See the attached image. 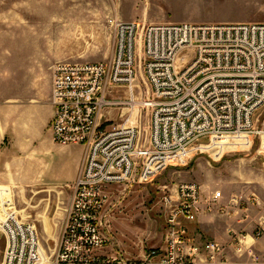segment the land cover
<instances>
[{
    "label": "built area",
    "instance_id": "1",
    "mask_svg": "<svg viewBox=\"0 0 264 264\" xmlns=\"http://www.w3.org/2000/svg\"><path fill=\"white\" fill-rule=\"evenodd\" d=\"M109 24L115 39L107 60L52 67L53 141L84 150L50 264H130L120 252L104 253L110 185L150 183L173 158L182 164L219 138L264 133L255 122L264 107V22L144 24L111 18ZM185 50L193 56L179 65ZM141 77L147 96L135 90ZM122 89L126 96H116ZM138 106L151 110L147 145L131 122ZM112 109L126 110V117L112 122L106 117ZM206 139L210 143L202 142ZM221 197L222 191L204 197L193 181L165 191L158 203L163 242L144 253L140 264L232 263L237 256L264 264V251L249 244V237L264 243V216L252 234L233 231L230 247L190 239L186 223L197 219L204 202L207 210L227 212ZM0 232L5 237L1 264H41L34 223L9 211L0 218Z\"/></svg>",
    "mask_w": 264,
    "mask_h": 264
},
{
    "label": "rangeland",
    "instance_id": "2",
    "mask_svg": "<svg viewBox=\"0 0 264 264\" xmlns=\"http://www.w3.org/2000/svg\"><path fill=\"white\" fill-rule=\"evenodd\" d=\"M185 1L0 0V41L19 39L29 48L35 44L34 50H42L43 45H53L55 54L59 55L57 63H85L105 61L111 56L115 39L109 24L111 18L126 21V17L134 12L140 16L144 8L151 14L158 12L171 14L178 20L184 18L180 22H264V0ZM4 30L17 32H1ZM192 56L191 50H185L177 62L183 65ZM135 90L139 96L148 95L144 78L137 80ZM116 96H126V91L122 89ZM125 112L112 109L106 117L112 122H120L126 117ZM150 115V109L138 106L131 119L139 127L143 144L149 138ZM255 122L258 131L264 129V107L258 111ZM202 142L210 143L207 139ZM183 159L185 162L181 164L173 158L150 183L132 181L108 187L111 198L104 218V230L109 241L115 243L116 239H123L131 244V240H141V254L159 246L163 240L164 217L158 203L165 191L174 189L182 181L196 182L211 193H243L248 191L246 188L254 189L258 192L260 206L264 207V133L222 137L216 146ZM47 170L46 177H54L68 173L70 166L55 163ZM70 185L60 186L49 195H36L14 186H0L3 191V196L0 195V218L9 211H15L23 220L34 223L47 264L51 263L56 252L71 201ZM4 246L5 237L0 232V264ZM141 254H135L131 261L140 263Z\"/></svg>",
    "mask_w": 264,
    "mask_h": 264
},
{
    "label": "crops",
    "instance_id": "3",
    "mask_svg": "<svg viewBox=\"0 0 264 264\" xmlns=\"http://www.w3.org/2000/svg\"><path fill=\"white\" fill-rule=\"evenodd\" d=\"M143 10L140 16L135 12L128 15L126 21L138 20L149 24L184 19L178 20L171 14L158 12L151 14L146 8ZM34 48L35 44L29 48L19 39L0 41V186H14L36 195H49L75 180L83 148L81 145H60L53 141L49 128L54 113L51 101L52 67L58 62L59 55L55 54L53 45H43L42 50ZM55 163H67L70 171L46 177V169L49 170L50 165ZM201 190L203 196L209 199L215 193L207 192L203 187ZM246 190L231 194L222 191L220 202L228 207L226 213L219 212L217 208L207 210L204 202L203 211L197 219L186 223L190 239L198 243L217 241L230 247L233 231L252 234L256 222L264 216V207L260 206L258 192L250 188ZM0 193L3 194V191L0 190ZM131 241V244L123 239H116V244L109 241L104 253L120 252L130 259V264H140L131 260L135 254H141V240ZM249 244H253L255 250L264 251L262 240L254 241L249 237ZM200 264L256 263L246 256H237L232 263Z\"/></svg>",
    "mask_w": 264,
    "mask_h": 264
},
{
    "label": "bare ground",
    "instance_id": "4",
    "mask_svg": "<svg viewBox=\"0 0 264 264\" xmlns=\"http://www.w3.org/2000/svg\"><path fill=\"white\" fill-rule=\"evenodd\" d=\"M1 196H3V194L0 193ZM5 204V202H4ZM41 264H47V259L45 260V256H44V253H43V250H42V262Z\"/></svg>",
    "mask_w": 264,
    "mask_h": 264
}]
</instances>
